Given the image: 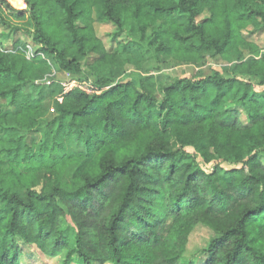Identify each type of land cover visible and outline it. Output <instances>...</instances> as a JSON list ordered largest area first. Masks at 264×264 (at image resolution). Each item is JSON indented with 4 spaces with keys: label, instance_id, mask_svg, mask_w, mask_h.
Instances as JSON below:
<instances>
[{
    "label": "trees",
    "instance_id": "1",
    "mask_svg": "<svg viewBox=\"0 0 264 264\" xmlns=\"http://www.w3.org/2000/svg\"><path fill=\"white\" fill-rule=\"evenodd\" d=\"M19 1L0 0V36H30L99 91L65 92L46 118L25 90L37 59L20 37L0 46V264H24L23 245L60 264H264V91L236 74L161 73L248 44L234 70L264 85V54L244 36L264 31V0ZM95 23L113 26L114 47ZM133 47L156 74L104 75ZM198 224L214 236L188 259Z\"/></svg>",
    "mask_w": 264,
    "mask_h": 264
},
{
    "label": "rangeland",
    "instance_id": "2",
    "mask_svg": "<svg viewBox=\"0 0 264 264\" xmlns=\"http://www.w3.org/2000/svg\"><path fill=\"white\" fill-rule=\"evenodd\" d=\"M9 2L18 10L22 7V4L19 0H9ZM98 11L99 7L95 5L93 8L94 17H96ZM205 13H203L202 16H205ZM200 18L201 17H199V19ZM112 30L113 26L111 24L95 23L96 34L102 39L104 45L107 48L115 46V43L110 42V38L108 37V33H110ZM2 31L3 28L1 27L0 32ZM244 36L248 43H251L255 46L254 50L257 51L258 56L264 54V31L254 33L245 31ZM19 37L25 48L27 45L30 47L31 53L35 55L33 59H37L38 61V64L35 65L34 68V85H28L25 90L41 97L42 105L47 112L46 118H49L54 113V100L61 98L65 92L69 91L68 89H73V86L71 87L70 84L78 82L83 86V88H86V85L81 84V82L87 81L88 79H82L80 74L74 75L69 72L59 70L53 60L48 58L46 54H42L43 52L40 50L41 46L33 43L30 39V36H22V38L19 35L12 37L10 34L4 37L0 36V44L2 43L0 46L4 49L12 50L14 48L16 39ZM124 37L125 35H123L121 39ZM132 49V53L122 56L117 64H114L109 68L108 74L105 73L104 75H112L114 80L117 81L120 79H129V77H131L133 74H140L142 76L156 74L157 71L154 64L145 62L146 55L142 54L137 49V47H133ZM134 51L137 52V55ZM40 53L44 55V58L41 57ZM252 53L253 50L251 49L250 45H238L237 47L230 49L226 55L206 54L204 58L198 62H182L179 64L173 63L171 67L163 68L161 73L166 75L168 79H197L199 77L207 76L213 71H218L227 77L234 76L236 74L240 77L249 78L253 83L251 85V89L256 92H261L264 91V85L258 84L259 78H255L250 75H242L241 73H236L234 70L236 63L246 59ZM105 69H107V65H105ZM0 103L5 104V101L0 100ZM10 109V118H13L15 112L14 107ZM179 147L180 146L178 144L172 145L173 149H177ZM182 149L188 152L191 156H194L195 160L199 163V166L203 170L208 171L211 169V164H206L202 160L197 147L185 146ZM222 165L227 167L226 163ZM38 180L37 188L39 189L42 187L44 181L41 177H39ZM213 236V232L204 225H196L189 235L187 249L185 252L186 258H203L204 256L202 249L207 246L208 242ZM22 252V262L24 264H60L62 260V256L55 258H47L43 256L42 253L33 245H23Z\"/></svg>",
    "mask_w": 264,
    "mask_h": 264
},
{
    "label": "built area",
    "instance_id": "3",
    "mask_svg": "<svg viewBox=\"0 0 264 264\" xmlns=\"http://www.w3.org/2000/svg\"><path fill=\"white\" fill-rule=\"evenodd\" d=\"M29 52L31 53L30 47L27 45L26 46V55L28 56L27 58H34L35 55L32 53L30 54ZM42 54H44V53H42ZM42 54L40 53L41 57L44 58V55H42ZM81 84L86 85V88H83V86L80 85V83H78V82L70 84V86L71 87L73 86V88H78V89H80V90H82L88 94L97 93L99 91V88L96 87L90 80L83 81V82H81ZM68 90H70V89H68ZM61 99H62V96H61V98H58L57 101H61Z\"/></svg>",
    "mask_w": 264,
    "mask_h": 264
}]
</instances>
